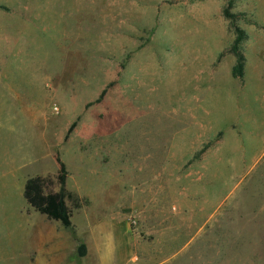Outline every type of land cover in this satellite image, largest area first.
I'll return each instance as SVG.
<instances>
[{
    "label": "rangeland",
    "instance_id": "1",
    "mask_svg": "<svg viewBox=\"0 0 264 264\" xmlns=\"http://www.w3.org/2000/svg\"><path fill=\"white\" fill-rule=\"evenodd\" d=\"M0 264H264V0H0Z\"/></svg>",
    "mask_w": 264,
    "mask_h": 264
},
{
    "label": "trees",
    "instance_id": "2",
    "mask_svg": "<svg viewBox=\"0 0 264 264\" xmlns=\"http://www.w3.org/2000/svg\"><path fill=\"white\" fill-rule=\"evenodd\" d=\"M229 4L231 6V3ZM226 15L229 16L227 11ZM234 30L236 35L230 46V52L235 57L232 76L234 78H242L244 56L241 51V43L245 38V33L238 27H235ZM73 128L74 124L69 127L65 139H67ZM56 162L59 166L55 177V181L59 186L58 191L55 192L49 189L52 186L50 178L34 176L25 181L23 198L27 205L35 212L44 216L47 220L58 222L62 227L68 228L72 224V214L67 203L68 201H72L75 208H79V203L73 194L66 189L68 171L59 156L56 157ZM83 252L84 246H81V254Z\"/></svg>",
    "mask_w": 264,
    "mask_h": 264
}]
</instances>
